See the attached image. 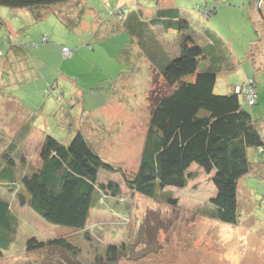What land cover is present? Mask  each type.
I'll return each instance as SVG.
<instances>
[{"label":"rangeland","instance_id":"1","mask_svg":"<svg viewBox=\"0 0 264 264\" xmlns=\"http://www.w3.org/2000/svg\"><path fill=\"white\" fill-rule=\"evenodd\" d=\"M166 1L181 9V17L194 19L197 28L196 23L203 19L213 26L237 58L236 70H224L218 76L216 93H229L249 79L242 65L253 76L252 60L245 52L252 44L249 31L254 33V19H264V0H69L59 4L62 7L57 5L63 10L69 7L75 15L82 10L80 3L84 5L82 22L77 27L66 26L56 15L31 24L25 22L31 19L28 13L0 6L1 19H24L6 37V30L0 28V55L10 59L5 69V62L0 63V110L4 112L3 116L0 112V149L17 140L23 127L34 125L42 135H34L21 149L25 164L37 167L42 147L38 142L43 134L69 144L81 131L105 161L135 173L151 115L148 95L153 85L147 81L145 87L142 78L135 76L146 64L144 57L129 33L114 26L118 21L112 12L123 8L127 15L143 10L150 18L158 4ZM32 29L40 35V41L31 38ZM47 35L50 40H45ZM2 38L12 44L35 45L12 55L11 44ZM64 47L71 49L73 56H65ZM120 59L124 62L120 63ZM117 63L118 72L114 69ZM129 77L132 80L128 83ZM157 82L163 84L161 77ZM113 92L125 101V109L123 103L114 104L115 101L106 105ZM11 95L16 98L13 100ZM241 102L252 112L255 106H249L242 95ZM260 112L261 115L252 114L264 132V107ZM254 152L250 151L252 160ZM256 158L262 160L259 155ZM19 166L15 164L14 168ZM191 172L193 176L186 187L164 190L176 202L171 204L164 197L147 198L134 193L127 188L123 175L100 170L98 181L118 182L122 192L118 197L121 202L117 203L128 204L129 208L126 213H116L109 209L110 201L108 207L104 205L108 202L102 201L104 206L92 210L85 230L49 223L28 207L20 206L16 197L0 186V195L9 197L21 219L11 250L0 256V264H50L57 258H67V254L81 264H91L112 245L132 249L111 264H264V175L251 172L241 178L239 221L228 225L199 212L209 205L216 188L212 174L195 165ZM89 231L90 238H85ZM32 234L48 241L49 248L28 252L26 242ZM61 243H66L65 248Z\"/></svg>","mask_w":264,"mask_h":264},{"label":"trees","instance_id":"2","mask_svg":"<svg viewBox=\"0 0 264 264\" xmlns=\"http://www.w3.org/2000/svg\"><path fill=\"white\" fill-rule=\"evenodd\" d=\"M68 2L0 0V6L26 9L34 22L56 15L66 26L77 27L81 25L85 7L80 3L82 10L75 15L69 7L60 8L59 4ZM125 11L119 8L112 12L118 21L114 26L129 33L144 57L146 64L139 71L135 70V76L142 78L145 87L147 81L153 85L148 95L151 115L137 171L129 174L121 166L105 161L91 141L88 142L85 133L78 131L69 144L46 135L40 150V165L32 166L23 176L14 168L18 156L10 152L16 141L10 143L11 146L1 152L6 162L0 164L1 188L6 187L20 206L28 207L51 224L85 230L93 209L108 207L110 202L109 209L116 213H126L129 208L128 204L117 203L121 202L118 197L122 192L118 182L98 181L100 170L123 175L127 188L134 193L147 198L164 197L175 204L171 194L165 195L164 190L186 187L195 165L212 174L216 188L209 205L199 212L210 219L236 225L239 221V181L254 169L249 150L256 148L264 154V136L260 121L243 106L241 95L245 99V94L236 91L237 85L229 93L215 92L218 76L224 70L235 69L234 56L228 45L216 39L208 28L203 31L209 36L210 44L199 34L196 37L201 41L194 39L189 34L192 23L181 17L178 8L161 7L152 19H143V10L127 15ZM5 24L0 18V28ZM164 31L169 34L161 39ZM20 45L28 49L35 44L23 42ZM73 54L72 51L70 56ZM159 77L164 85H158ZM251 78L258 93L255 80ZM245 101L253 107L258 98L254 105ZM8 199L7 195H0V256L11 250L21 220ZM102 201L108 203L102 205ZM89 233H85V238H90ZM26 243L28 252L50 246L35 234ZM65 246L66 243H61V247ZM131 249L128 245L109 246L105 255L96 256L91 264L116 263ZM66 256L50 264H81L73 255Z\"/></svg>","mask_w":264,"mask_h":264},{"label":"crops","instance_id":"3","mask_svg":"<svg viewBox=\"0 0 264 264\" xmlns=\"http://www.w3.org/2000/svg\"><path fill=\"white\" fill-rule=\"evenodd\" d=\"M168 4H169L168 1H166L162 5L158 4L159 7L157 8V10L156 11L153 10L150 13V14H154L153 16L151 15L150 18L146 17V14H145V11H144L143 19L144 18L145 19L154 18L156 16V14L158 13V10L161 9V7L162 8H177L176 6H171L170 4L169 5ZM178 9L181 10L180 8H178ZM14 10L16 12H26V13H28L30 15L31 19H25V22H29L31 24L34 23L32 17H31V14L26 9H14ZM50 18H51V16L47 17L46 19L48 20ZM19 20L20 19H4V21L6 23L5 24L6 26H4L3 28L6 31H5V33L3 35V37H6L8 32H10V34L13 33L15 29H18L19 25L21 26L23 24L22 20L24 21V19H21L20 20V24H18ZM189 20L192 23V26H193V29H194V30L193 29L190 30L189 34L194 39H196L197 41L200 40V39L198 40L197 37H196L199 34L200 36H203V38H204L203 40H205L206 44H210L211 43V41H209V39H210L209 36L207 37L204 34V31H203V30H206L208 28L211 31V33L215 36L216 39H220L221 41L226 43L225 39L219 35V33L213 28V26L208 25L207 22L204 19H203V21H199V22L196 23V24L199 25V28H197V26L195 25L194 19H189ZM29 26H30V24H29ZM3 28H1V29H3ZM253 30H254V33H250V31H249V36L251 37L250 40L252 41V44H251L250 48L245 52V56L246 57H250V59L252 60L251 61V69L254 72L252 77L255 80L257 89H258L257 86L259 85V89H258L259 97H258V101H257V104H256L258 106L255 105V107L253 108L252 112H253L254 115H261L260 109L264 107V19L263 20L254 19ZM30 33L32 35L31 36L32 39H34L36 41H40V35L39 34L35 35V31L33 29L30 31ZM51 34H53V31H51ZM168 34L169 33L165 32V31L162 32V36H167ZM253 38H255V39L252 40ZM2 39L4 40V38H2ZM49 40H50V38H49ZM4 42L11 44L10 53L12 55H19L21 52L24 53L25 49L20 45V43L12 44V42L9 41V40H4ZM4 46L6 47V45H4ZM29 48L27 49V51L30 50ZM136 49H138L137 45H136ZM2 56L3 55H0V63L2 64L3 62H5V66H4V69H5V67H7V63L9 62L10 59L9 58L3 59ZM236 59L237 58H235L236 67H235L234 70H236V68L238 66L237 65L238 63H237ZM119 62L122 63L124 61L122 59H120ZM120 63H117V64H115L116 66H114V69H115V71L117 70V72L119 70L118 67H119ZM136 63H137V61L133 60V64L136 65ZM241 67L247 73V74H245V77L246 78H251V76H249V74H248V69L244 65H242ZM120 75H121V73L119 74V76ZM129 79H131V78L129 77ZM130 81L131 80H128V83ZM237 86H240V85H237ZM230 91H233V89L230 90ZM77 95H79V94H77ZM11 97H12L13 100L16 98L15 95H11ZM119 97L120 96L114 94V92H113L112 96L110 98H108V100L106 102V105L111 103V102H114V101H115L114 104H118V105H121L122 103L124 104L125 101L123 99H120ZM1 102H3V101H1ZM71 105H72V107L74 106V104H71ZM71 105H70V107H71ZM126 107H127L126 104H124L123 109H125ZM8 110L9 109H7V108L4 109V111L7 112L6 114H9ZM0 112H1V114L3 116L4 112H2L1 110H0ZM84 112H85V108H84ZM67 115L72 116L71 112H68ZM258 117H260V116H258ZM84 130H85V132H87L86 128ZM261 132H262V134L264 136V132L262 131V129H261ZM34 135L39 137V135H42V133H41V131L39 129L34 128V125H31V126L30 125H26L25 127L22 128V131H20L19 134L17 135V140L9 141L7 143L8 146H5L4 148L0 149V157H1L2 150L5 149V148L8 149L11 146L9 144L12 143L13 141H16V145L12 144V145H14V150H11L10 152L13 155L16 154L18 156L17 157L15 155L18 158L16 160V164H18V166L20 165L19 168H17L19 176H21V175L23 176L24 173H27V172H29L30 169H32V166L30 167L27 163L25 164L26 160H24V157H23V155H24L23 152L24 151H22L21 147H23V145L26 146L25 144L28 143L33 138ZM43 135H44V138H45L46 135L45 134H43ZM44 138L42 137V139H39V142H38L39 147L42 145ZM92 146L95 147L93 144H92ZM251 150L255 151L252 154V157L254 158V160L251 159L253 161V163H254V169H253L252 172L255 175H258V174L264 175V162H262V161H264V154L260 153L256 148H253V149L249 150V155H250V151ZM255 155L256 156L259 155L260 157H262V160H258V158H256ZM250 158H251V156H250ZM0 164L5 165L6 162L2 158H0ZM21 166H23V167H21Z\"/></svg>","mask_w":264,"mask_h":264},{"label":"built area","instance_id":"4","mask_svg":"<svg viewBox=\"0 0 264 264\" xmlns=\"http://www.w3.org/2000/svg\"><path fill=\"white\" fill-rule=\"evenodd\" d=\"M125 12H127V10ZM45 40H47V37H45ZM63 54L65 56H70L72 55V51L68 47H64ZM252 83H253V79L249 78L245 81V83L242 86L238 87L237 89L238 92L241 91L244 92L245 99L249 102L250 105H254L256 99L258 98V93L253 87Z\"/></svg>","mask_w":264,"mask_h":264}]
</instances>
